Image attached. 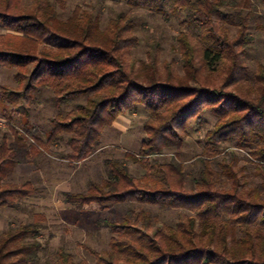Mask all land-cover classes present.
<instances>
[{"label":"trees","instance_id":"1","mask_svg":"<svg viewBox=\"0 0 264 264\" xmlns=\"http://www.w3.org/2000/svg\"><path fill=\"white\" fill-rule=\"evenodd\" d=\"M120 5L123 0H108ZM103 22L95 9L69 0H0V70H15L19 91L0 92L4 103L32 102L49 91L57 104L84 97L70 111L36 128L5 115L0 139V210L19 209L38 195L31 181L16 183L18 166L36 165L68 144L59 159L79 164L102 145L119 117L142 109L144 140L125 161L106 159L105 177L82 192H64L78 209L122 208L118 221H104L111 234L94 264H264V58L246 56L251 26L264 0H126ZM176 19L172 51L178 62L160 60L153 43L146 60L134 57L139 37L134 10ZM50 38L59 43L51 45ZM180 66V69H179ZM17 114L26 116L23 109ZM207 129L200 154L184 160L189 122ZM255 167L248 179L241 156ZM146 205L174 213L173 224L153 227ZM44 214L0 232V264H38L47 229ZM44 264H78L60 248Z\"/></svg>","mask_w":264,"mask_h":264},{"label":"rangeland","instance_id":"2","mask_svg":"<svg viewBox=\"0 0 264 264\" xmlns=\"http://www.w3.org/2000/svg\"><path fill=\"white\" fill-rule=\"evenodd\" d=\"M28 2V0H25ZM69 12L77 4L95 9L103 22L122 10H128L126 0L120 5H113L108 0H69ZM138 24V46L134 50V57L146 60L148 51L153 43L160 45V60L171 61L178 58L172 51L174 36L179 30L176 19L167 21L163 16L151 14L143 10H134ZM251 26L253 41L246 56L247 64L254 66L257 61L264 58V8L260 7L255 13ZM8 31L0 27V34ZM49 43H59L55 38H50ZM180 69V66H179ZM15 70L3 67L0 70V92L3 90L19 91L18 84L14 81ZM85 103V98H79L68 103L57 104L49 91H41L34 96L32 102L20 101L18 104L4 103L0 99V139L7 131L5 115L8 113L16 122L34 127L42 136L48 129V120L60 113L73 109L77 104ZM23 109L26 116L17 114ZM146 115L142 109L135 113H128L118 118L113 127L107 128L102 137L101 148L86 161L79 164H70L56 156L57 153L68 151V144L63 142L51 149L52 154L42 156L36 165L18 166L12 181L22 183L31 181L38 188L39 194L25 200L19 209L0 210V232L10 225H18L30 220L34 214H44L47 218V229L41 234L44 245L39 255L38 264L53 260L57 251L64 248L72 253L78 264H94L96 261L93 251L105 255L109 249L111 234L104 221H118L123 209L116 207H95L78 209L63 201L64 192H82L89 182H97L105 177L104 161L118 159L125 161L131 172L137 176L141 174L139 166L132 164L125 158L127 152L137 153L144 140L143 122ZM208 123L199 127L194 120L189 122V138L184 147V160L192 161L196 154H200L203 139L207 129L211 128L215 120L207 118ZM240 166L244 167L248 179L255 183L259 178L255 174V167L241 156ZM153 215V227L161 224H173L175 214L160 212L155 206L146 205Z\"/></svg>","mask_w":264,"mask_h":264}]
</instances>
